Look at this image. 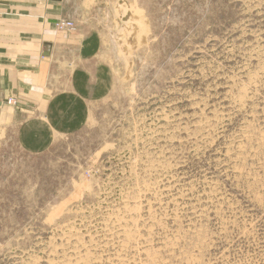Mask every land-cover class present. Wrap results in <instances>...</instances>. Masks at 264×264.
<instances>
[{
    "label": "rangeland",
    "instance_id": "1",
    "mask_svg": "<svg viewBox=\"0 0 264 264\" xmlns=\"http://www.w3.org/2000/svg\"><path fill=\"white\" fill-rule=\"evenodd\" d=\"M83 15L68 131L0 121V264H264V0Z\"/></svg>",
    "mask_w": 264,
    "mask_h": 264
},
{
    "label": "crops",
    "instance_id": "2",
    "mask_svg": "<svg viewBox=\"0 0 264 264\" xmlns=\"http://www.w3.org/2000/svg\"><path fill=\"white\" fill-rule=\"evenodd\" d=\"M87 3L0 0V121L5 126L10 113L16 118L31 117L26 120L28 124L41 123L36 117L44 116L49 126L46 132L54 130L60 135L68 131L65 117L73 114L75 99H81L76 94H81L82 87L76 91L73 77L65 72L71 65L65 61L69 50H78L81 57L86 49L91 51V36L82 28L76 33H60L57 23L82 18ZM76 67L83 68V64ZM9 99L16 104L9 105ZM56 116L64 118L58 122ZM51 135L43 136L44 146L50 143Z\"/></svg>",
    "mask_w": 264,
    "mask_h": 264
},
{
    "label": "built area",
    "instance_id": "3",
    "mask_svg": "<svg viewBox=\"0 0 264 264\" xmlns=\"http://www.w3.org/2000/svg\"><path fill=\"white\" fill-rule=\"evenodd\" d=\"M75 27V22L73 20H68V19H64V20H61L57 23V28L59 31H63V30H73ZM7 103L9 105H15L16 104V101L13 100V99H9L7 101Z\"/></svg>",
    "mask_w": 264,
    "mask_h": 264
},
{
    "label": "water",
    "instance_id": "4",
    "mask_svg": "<svg viewBox=\"0 0 264 264\" xmlns=\"http://www.w3.org/2000/svg\"><path fill=\"white\" fill-rule=\"evenodd\" d=\"M52 1H56V2H62L63 0H52ZM50 47V46H49Z\"/></svg>",
    "mask_w": 264,
    "mask_h": 264
}]
</instances>
